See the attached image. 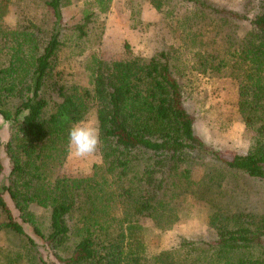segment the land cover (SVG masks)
<instances>
[{
  "label": "trees",
  "instance_id": "16d2710c",
  "mask_svg": "<svg viewBox=\"0 0 264 264\" xmlns=\"http://www.w3.org/2000/svg\"><path fill=\"white\" fill-rule=\"evenodd\" d=\"M172 1L150 0L171 41L150 56L106 62L94 24L113 0L86 2L72 24L65 20L71 0H0V115L11 124L0 239L5 230L25 244L0 245V264H47L27 226L58 264H264V207L253 205L246 183L234 182L264 180V0H245L241 12L211 0ZM13 2L17 27L5 28ZM77 63L88 86L76 81ZM195 72L236 85L238 113L256 135L247 153L216 149L197 132L182 83ZM93 112L101 162L87 177L63 176L69 129ZM200 160L214 166L197 188ZM193 200L208 207L217 236L151 250L144 219L171 229ZM33 205L50 210L48 232Z\"/></svg>",
  "mask_w": 264,
  "mask_h": 264
},
{
  "label": "rangeland",
  "instance_id": "374dc122",
  "mask_svg": "<svg viewBox=\"0 0 264 264\" xmlns=\"http://www.w3.org/2000/svg\"><path fill=\"white\" fill-rule=\"evenodd\" d=\"M178 0H173L176 3ZM228 9L243 11L245 0H211ZM90 0H71L65 8L66 23L78 21L82 17V10ZM178 3V2H177ZM18 4H10L7 16L3 20L5 28H16L19 17ZM168 23L163 12H159L150 0H113L110 11L100 15L94 27L102 32L101 58L111 62L130 59L135 54L150 56L162 44L163 39L170 40L172 33L167 31ZM241 33H244L249 25L242 22ZM171 41V40H170ZM63 59L69 56L67 48L61 53ZM66 62H64V65ZM68 60L67 67L69 68ZM60 67V65H59ZM75 68L76 81L79 84H89L84 64L77 63ZM67 69V68H66ZM188 77L182 80L186 97V106L196 117V130L202 139L209 145L219 150H228L237 153H247L254 140L255 132L249 129L241 120L236 106L237 88L229 78H218L200 73H188ZM98 128V121L93 112L86 120ZM11 134V124L0 115V162L3 171L0 183L8 182L11 163L5 151V143ZM101 162L100 145L98 150L86 157L80 158L70 155L61 172L63 176L70 178L87 177L92 173L93 165ZM214 164L209 160H200L194 166L193 178L196 187L200 188L212 174ZM246 183L250 189V198L253 205L264 207V180L248 179L240 176L234 177V182ZM10 205L9 195H6ZM33 211L44 232L49 230L50 210L38 205H33ZM209 210L201 201H188L181 211V220L171 229H159L151 218L144 219L147 226V236L151 250L158 251L179 247L185 240L202 244L213 240L217 233L208 225ZM28 234L37 242V250L44 256L47 264L55 262L53 252L44 246L43 241L32 229L27 226ZM7 231L1 232L0 245L6 248L14 247L18 250L24 248L23 241L12 237ZM27 241V239L25 238ZM76 240L75 237L68 245ZM68 251V250H67Z\"/></svg>",
  "mask_w": 264,
  "mask_h": 264
},
{
  "label": "clouds",
  "instance_id": "9594fccd",
  "mask_svg": "<svg viewBox=\"0 0 264 264\" xmlns=\"http://www.w3.org/2000/svg\"><path fill=\"white\" fill-rule=\"evenodd\" d=\"M101 143L99 129L87 121L74 123L68 133L70 155L86 158L94 154Z\"/></svg>",
  "mask_w": 264,
  "mask_h": 264
}]
</instances>
